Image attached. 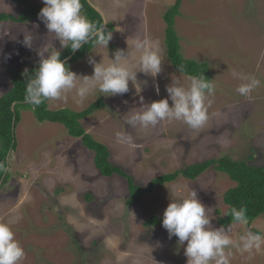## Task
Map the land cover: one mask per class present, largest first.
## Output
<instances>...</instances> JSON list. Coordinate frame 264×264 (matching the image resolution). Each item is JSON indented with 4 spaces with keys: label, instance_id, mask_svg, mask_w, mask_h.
<instances>
[{
    "label": "rangeland",
    "instance_id": "rangeland-1",
    "mask_svg": "<svg viewBox=\"0 0 264 264\" xmlns=\"http://www.w3.org/2000/svg\"><path fill=\"white\" fill-rule=\"evenodd\" d=\"M28 1L40 9L44 6L43 0ZM90 1L113 25L112 39L108 48L94 45L86 57L71 64L72 71L90 76V57L107 64L117 49L127 50L128 45L130 59L136 62L132 44L144 36L159 47L162 70L154 78L138 72L139 92L130 81L125 94L94 91L78 104L73 91L65 99L49 101L50 109L79 112L103 99L105 105L82 124L108 147L112 164L140 188L162 175L223 156L234 160L253 156L250 164L264 166V0H182L175 18L182 54L207 63L217 88L202 127L164 120L147 130L126 125L129 111L141 106V97L145 104L168 97L166 86L173 79L187 85L190 77L174 68L167 52L164 15L176 0ZM21 9L13 0H0V13L18 15ZM25 31L33 35L31 49L20 43ZM47 43L60 52L64 49L38 14L23 23L0 21V97L13 87L8 69L27 72L39 64L37 51ZM233 71L255 76L260 86L248 96L239 95L241 81ZM19 111L7 181L3 186L0 181V220L13 221L15 238L26 253L21 264H187L186 242L180 245L176 236L169 238L162 223L147 222L153 215L162 220L171 197H185L191 190L208 209L212 226L221 227L218 211L223 215L227 210L224 194L236 185L226 173L210 167L195 180L180 175L144 195L141 204H128L127 180L119 174L103 175L81 138L71 136L61 123L39 121L32 108ZM117 131L131 134L133 144L118 143ZM228 228L234 240L249 229L264 234V215L247 228L236 224ZM230 251V264H264V251L251 258Z\"/></svg>",
    "mask_w": 264,
    "mask_h": 264
},
{
    "label": "clouds",
    "instance_id": "clouds-1",
    "mask_svg": "<svg viewBox=\"0 0 264 264\" xmlns=\"http://www.w3.org/2000/svg\"><path fill=\"white\" fill-rule=\"evenodd\" d=\"M43 5L38 18L45 24L48 33L59 40L62 48L75 52L90 42L108 48L112 33L105 30L107 21L98 25L82 14L81 0H43ZM20 43L31 49L32 33L25 31ZM132 47L138 53L136 62L130 59L129 45L127 50L117 49L113 53L114 58L107 64L102 61L97 63L90 57L88 62L93 65V74L89 76L72 71L66 59H61L60 51L51 43L45 44L37 51L39 67L26 82L23 103L34 111L45 101L65 99L68 93L74 91L76 103L81 104L94 91L103 95L125 94L129 91L130 81L139 92L137 73L156 77L162 70L164 58L159 47L147 36L136 37ZM45 53L48 55L45 56ZM232 75L241 81L236 88L241 96H248L260 86L261 81L255 76L236 71ZM216 88L217 85L204 75L188 77L187 85L178 78L173 79L166 86L168 97L148 104L143 103L141 97V106L129 111L125 123L131 129L147 130L161 121L175 120L198 129L208 120V106L212 103ZM169 100L172 101L171 105ZM115 136L120 144L131 145L134 142L133 136L125 131H117ZM10 165V156L7 160H0V173L6 174ZM225 215L231 217L230 223L242 228H247L249 224L244 205L233 206ZM12 223L11 220H0V264H21L25 258V250L15 238ZM162 226L169 238L176 236L180 245L186 242L184 253L187 264H230V249L248 253L249 258L254 253L264 251V234L260 232L249 229L234 240L230 236V228L213 227L208 209L198 199L195 190L185 197H171L163 212ZM36 254L39 256L38 251Z\"/></svg>",
    "mask_w": 264,
    "mask_h": 264
},
{
    "label": "trees",
    "instance_id": "trees-1",
    "mask_svg": "<svg viewBox=\"0 0 264 264\" xmlns=\"http://www.w3.org/2000/svg\"><path fill=\"white\" fill-rule=\"evenodd\" d=\"M22 9L18 15L0 13V21H13L16 23H23L34 18L40 11L38 5L30 3L28 0H13ZM82 14L86 15L90 20L98 25L104 24V18L101 13L91 4L89 0H81ZM182 0H176L174 5L167 10L164 15L166 21V45L168 56L175 69L188 76L204 75L206 79L210 80L209 67L207 63H201L194 60L186 59L182 54L180 38L175 30V18L180 14ZM114 29L111 23L107 24L106 31L112 32ZM94 43L90 42L84 44L79 49L72 59L67 61V65L71 69V64L86 57L94 48ZM73 53L70 48H64L61 54V59H65ZM39 64L33 65L27 72H23L21 68L10 67L8 69L12 79L13 87L0 97V160H7L10 151H14L16 142V127L21 120V113L19 108L29 107L23 103L25 94L26 82L28 78L34 74ZM27 73V74H25ZM49 101H45L33 112L36 118L43 121L58 122L65 125L69 134L73 137L82 139V143L89 150L94 153V163L100 172L105 176H112L119 174L124 177L130 188V198L128 204H139L141 198L151 193L158 185L166 182L175 181L180 175L187 179L195 180L201 176L210 167L218 171L226 173L232 181L236 183L233 188H230L223 197L224 203L227 205L225 213L235 206H246L249 218V224H252L260 216L264 215V166L250 164L253 159L234 160L229 156H223L217 159L207 160L202 163L189 165L175 173L162 175L154 179L150 185L145 188L136 186L131 176L122 170L119 166L112 164L110 161V152L106 145L95 140L93 136L87 132L82 124V120L99 108L105 105L103 99L91 104L83 111H73L70 108H60L52 110L49 108ZM15 107L13 108V105ZM6 174L0 173V181L3 180L2 185L7 181ZM1 189V187H0ZM91 199V196H87ZM141 204V203H140ZM218 216V223L221 226L230 227L234 224L231 222V217L225 214ZM157 225L162 223V220L157 215H153L147 224Z\"/></svg>",
    "mask_w": 264,
    "mask_h": 264
},
{
    "label": "water",
    "instance_id": "water-1",
    "mask_svg": "<svg viewBox=\"0 0 264 264\" xmlns=\"http://www.w3.org/2000/svg\"><path fill=\"white\" fill-rule=\"evenodd\" d=\"M90 1V0H89ZM91 4L96 8V10H98L100 13H101V15L103 16V18H104V23H105V21H107V19H106V16L104 15V13L101 11V9L99 8V7H96L92 2H91ZM107 24H108V21H107V23H106V27H107ZM105 27V28H106ZM78 51V50H77ZM77 51H75V52H73L70 56H68L67 58H65L66 59V61H69L70 59H72L73 58V56L75 55V53L77 52ZM15 107V104L13 105V108ZM3 182V181H2Z\"/></svg>",
    "mask_w": 264,
    "mask_h": 264
}]
</instances>
